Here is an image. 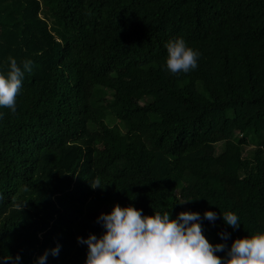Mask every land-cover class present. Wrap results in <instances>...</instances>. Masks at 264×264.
Instances as JSON below:
<instances>
[{
    "label": "trees",
    "instance_id": "obj_1",
    "mask_svg": "<svg viewBox=\"0 0 264 264\" xmlns=\"http://www.w3.org/2000/svg\"><path fill=\"white\" fill-rule=\"evenodd\" d=\"M178 37L200 56L173 75ZM9 57L32 65L0 108V264H85L116 204L198 212L228 248L264 231V0H0Z\"/></svg>",
    "mask_w": 264,
    "mask_h": 264
},
{
    "label": "clouds",
    "instance_id": "obj_2",
    "mask_svg": "<svg viewBox=\"0 0 264 264\" xmlns=\"http://www.w3.org/2000/svg\"><path fill=\"white\" fill-rule=\"evenodd\" d=\"M165 47L166 69L173 75L189 73L198 67L199 51L189 47L183 38L170 40ZM9 60L7 74L0 72V108L14 113L24 74L31 71L32 61H23L22 68L16 59L9 57ZM2 116L0 113V118ZM90 186L101 190L105 187H101L99 179ZM222 217L233 229L240 224L234 212H226ZM203 218L214 222L217 213L205 211ZM200 220L198 212L181 211L173 219L170 211L145 215L131 205L116 204L110 213H101L97 218V223L106 230L99 238L90 233L87 239L77 237V240L87 245L85 264H264V231L235 239L228 248L223 243H210L203 234ZM220 235L227 238L229 234L222 232ZM221 251H226V257L216 254ZM58 252L59 246L51 250L53 256ZM47 255L46 252L39 258V264H44ZM2 259L13 260L10 256ZM14 260L19 261V255Z\"/></svg>",
    "mask_w": 264,
    "mask_h": 264
},
{
    "label": "rangeland",
    "instance_id": "obj_3",
    "mask_svg": "<svg viewBox=\"0 0 264 264\" xmlns=\"http://www.w3.org/2000/svg\"><path fill=\"white\" fill-rule=\"evenodd\" d=\"M132 100H134V99H132ZM111 125H115V123H112ZM119 130L122 131V127H120ZM249 149H251V147L247 148L246 151Z\"/></svg>",
    "mask_w": 264,
    "mask_h": 264
}]
</instances>
